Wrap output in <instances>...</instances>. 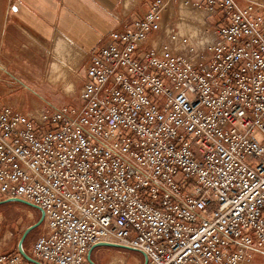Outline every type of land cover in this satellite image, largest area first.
Here are the masks:
<instances>
[{
	"label": "built area",
	"instance_id": "2783aa9c",
	"mask_svg": "<svg viewBox=\"0 0 264 264\" xmlns=\"http://www.w3.org/2000/svg\"><path fill=\"white\" fill-rule=\"evenodd\" d=\"M191 6L206 12L210 43H192L153 0L92 55L78 105L0 104V198L44 210L36 260L90 264L94 245L116 243L147 264H254L264 247V4ZM2 231L0 264H32Z\"/></svg>",
	"mask_w": 264,
	"mask_h": 264
},
{
	"label": "rangeland",
	"instance_id": "374dc122",
	"mask_svg": "<svg viewBox=\"0 0 264 264\" xmlns=\"http://www.w3.org/2000/svg\"><path fill=\"white\" fill-rule=\"evenodd\" d=\"M167 3L166 18L178 23V28L183 35L196 45H206L213 38V32L205 27L206 23L200 22V17H205L206 12L193 9L191 0L182 5V0H165ZM244 5L248 0H237ZM264 4V0H258ZM180 6V10H179ZM215 23L216 19H209ZM184 23V25L182 24ZM201 29V35H197L196 29ZM56 38H65L58 36ZM56 38L49 48L40 44H29L34 52L43 53V56H36L34 61H28L32 65L31 73L19 76L16 72H22V68L4 64L0 66L7 68V72L0 70V102L10 104L23 111H29L44 106L67 105L75 107L79 100V93L82 87L84 69L87 67L88 58L85 54H79L69 42V49L79 54V58L71 60L68 58L69 50L63 53L61 58L57 57L58 47L55 44ZM43 47V48H42ZM37 53V55H39ZM48 66V67H47ZM47 67V69H45ZM34 68V69H33ZM25 69V68H24ZM9 71V72H8ZM28 71V70H27ZM16 73V74H14ZM50 73H54L51 75ZM33 79V80H32ZM1 200V198H0ZM40 218V211L27 205L9 202L0 205V224L2 225L3 242H7L10 250L18 249V242L23 232ZM43 224V223H42ZM42 224L33 230L25 240L23 247L29 253L32 243L40 235ZM100 248V251L98 250ZM98 250V251H97ZM92 258L97 264H143V256L132 250L122 248H104L101 246L93 250ZM254 264H264V247L252 251L250 258Z\"/></svg>",
	"mask_w": 264,
	"mask_h": 264
},
{
	"label": "crops",
	"instance_id": "0c3cea01",
	"mask_svg": "<svg viewBox=\"0 0 264 264\" xmlns=\"http://www.w3.org/2000/svg\"><path fill=\"white\" fill-rule=\"evenodd\" d=\"M150 1L153 0H0V64L9 69L11 65L22 68V72L16 73L24 77L31 73L32 64L28 61L43 56L38 52L37 55L28 45L37 43L49 48L58 36L65 37L55 40L58 58L69 50V59L76 60L83 53L88 58V64L110 34L124 27L137 14L148 10ZM187 1L182 0V5H186ZM127 8L133 9L128 17H123ZM200 22L206 23L203 15ZM196 33L201 35V29L197 28ZM68 41L80 56L69 49ZM85 75L86 67L82 77Z\"/></svg>",
	"mask_w": 264,
	"mask_h": 264
},
{
	"label": "water",
	"instance_id": "95a60500",
	"mask_svg": "<svg viewBox=\"0 0 264 264\" xmlns=\"http://www.w3.org/2000/svg\"><path fill=\"white\" fill-rule=\"evenodd\" d=\"M9 202H17V203H21V204H24V205H27L29 207H32L33 209H37L38 211H40V218L38 219L37 222L33 223L32 225H30L22 234L19 242H18V250L19 252L23 255V257L29 261L30 263L32 264H45L41 261H38L36 260L35 258H33L27 251H25L24 247H23V244L25 242V240L27 239L28 235L33 231L35 230L37 227H39L43 221H44V217H45V213H44V210L41 209L40 207L36 206L35 204L29 202V201H26V200H23V199H19V198H6V199H1L0 200V205H3V204H6V203H9ZM98 246H106V247H114V248H122V249H127V250H132L134 251L132 248L130 247H127V246H123V245H119V244H116V243H99L97 245H94L87 253V260L90 264H97L93 258H92V253H93V250L98 247ZM143 264H147V260L146 258L144 259V263Z\"/></svg>",
	"mask_w": 264,
	"mask_h": 264
},
{
	"label": "bare ground",
	"instance_id": "6f19581e",
	"mask_svg": "<svg viewBox=\"0 0 264 264\" xmlns=\"http://www.w3.org/2000/svg\"><path fill=\"white\" fill-rule=\"evenodd\" d=\"M212 41V40H211Z\"/></svg>",
	"mask_w": 264,
	"mask_h": 264
}]
</instances>
